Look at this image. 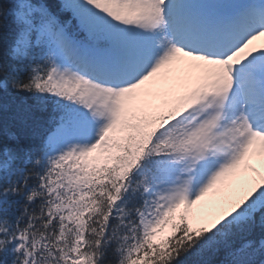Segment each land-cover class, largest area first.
Listing matches in <instances>:
<instances>
[{
    "label": "snow or ice",
    "instance_id": "6c2138e0",
    "mask_svg": "<svg viewBox=\"0 0 264 264\" xmlns=\"http://www.w3.org/2000/svg\"><path fill=\"white\" fill-rule=\"evenodd\" d=\"M258 38L264 0H0V264H264Z\"/></svg>",
    "mask_w": 264,
    "mask_h": 264
},
{
    "label": "trees",
    "instance_id": "16d2710c",
    "mask_svg": "<svg viewBox=\"0 0 264 264\" xmlns=\"http://www.w3.org/2000/svg\"><path fill=\"white\" fill-rule=\"evenodd\" d=\"M21 97H12V98H8V102L11 104H18L21 102Z\"/></svg>",
    "mask_w": 264,
    "mask_h": 264
},
{
    "label": "bare ground",
    "instance_id": "6f19581e",
    "mask_svg": "<svg viewBox=\"0 0 264 264\" xmlns=\"http://www.w3.org/2000/svg\"><path fill=\"white\" fill-rule=\"evenodd\" d=\"M261 42L264 43V38H258V40L255 41L254 43L256 46H259Z\"/></svg>",
    "mask_w": 264,
    "mask_h": 264
},
{
    "label": "rangeland",
    "instance_id": "374dc122",
    "mask_svg": "<svg viewBox=\"0 0 264 264\" xmlns=\"http://www.w3.org/2000/svg\"><path fill=\"white\" fill-rule=\"evenodd\" d=\"M262 45H264V43H262V42H261V43H260V45H259V46H257V47H260V46H262Z\"/></svg>",
    "mask_w": 264,
    "mask_h": 264
}]
</instances>
